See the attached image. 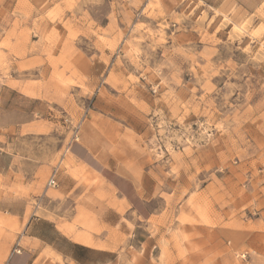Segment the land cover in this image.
Here are the masks:
<instances>
[{
	"label": "rangeland",
	"instance_id": "1",
	"mask_svg": "<svg viewBox=\"0 0 264 264\" xmlns=\"http://www.w3.org/2000/svg\"><path fill=\"white\" fill-rule=\"evenodd\" d=\"M0 196V264L31 214L112 264H264V0H0Z\"/></svg>",
	"mask_w": 264,
	"mask_h": 264
},
{
	"label": "crops",
	"instance_id": "2",
	"mask_svg": "<svg viewBox=\"0 0 264 264\" xmlns=\"http://www.w3.org/2000/svg\"><path fill=\"white\" fill-rule=\"evenodd\" d=\"M207 6H215L222 0H201ZM80 143V142H79ZM73 145L69 147V159L68 165L74 159L75 161L86 166L88 171L94 174V176L103 178L98 172L91 170L85 163V160L90 157V152L82 145L78 146L81 153L74 151ZM85 179V178H84ZM104 179V178H103ZM116 191L127 198L126 191L112 183ZM131 185V184H130ZM131 191L135 197L138 195L135 189L131 185ZM2 208L1 196H0V211ZM224 236V233H220ZM234 237H242V231H234L232 233ZM21 238L25 241L26 246L21 250L14 249L7 260V264H32L36 255L40 251H47L55 256L70 262L71 264H112V254L106 250L98 249L91 246L90 240L86 237H80L73 234V232L63 225H55L51 220L31 214L28 216L24 227L22 229ZM18 257H23L22 262H17Z\"/></svg>",
	"mask_w": 264,
	"mask_h": 264
},
{
	"label": "built area",
	"instance_id": "3",
	"mask_svg": "<svg viewBox=\"0 0 264 264\" xmlns=\"http://www.w3.org/2000/svg\"><path fill=\"white\" fill-rule=\"evenodd\" d=\"M47 188H57L56 173H53L47 181Z\"/></svg>",
	"mask_w": 264,
	"mask_h": 264
},
{
	"label": "bare ground",
	"instance_id": "4",
	"mask_svg": "<svg viewBox=\"0 0 264 264\" xmlns=\"http://www.w3.org/2000/svg\"><path fill=\"white\" fill-rule=\"evenodd\" d=\"M77 139V141H79L80 143H82V144H84V142L83 141H80L78 138H76ZM66 165H68V163L66 162ZM67 168V167H66ZM90 173H91V171H89ZM92 175H94L93 173H91Z\"/></svg>",
	"mask_w": 264,
	"mask_h": 264
}]
</instances>
